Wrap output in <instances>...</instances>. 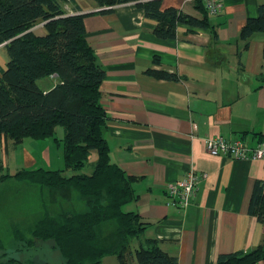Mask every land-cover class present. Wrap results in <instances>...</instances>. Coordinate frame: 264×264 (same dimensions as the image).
I'll return each mask as SVG.
<instances>
[{
	"label": "crops",
	"instance_id": "1",
	"mask_svg": "<svg viewBox=\"0 0 264 264\" xmlns=\"http://www.w3.org/2000/svg\"><path fill=\"white\" fill-rule=\"evenodd\" d=\"M221 1L220 15L210 17L216 40L211 28L189 25L178 26L176 39H159L157 22L135 4L102 14L93 0L62 3L66 16L85 15L87 41L106 72L101 103L111 160L136 178L138 198L124 210L137 213L147 224L145 237L179 264H214L223 254L264 248V221L249 214L254 185L264 183V162L213 157L205 145L216 137L243 139L251 147L264 140V33L240 39L264 0ZM162 4L203 18L195 0ZM33 31L43 35V23ZM4 46L0 76L8 63ZM150 70L178 80L155 78ZM57 83V76L39 82L45 91ZM58 133L62 140L64 130L58 127ZM20 145L0 138L2 170ZM45 150L49 163L53 154ZM25 161L20 169L33 168L28 153ZM191 171L206 175L193 203L185 209L168 205L167 187Z\"/></svg>",
	"mask_w": 264,
	"mask_h": 264
},
{
	"label": "trees",
	"instance_id": "2",
	"mask_svg": "<svg viewBox=\"0 0 264 264\" xmlns=\"http://www.w3.org/2000/svg\"><path fill=\"white\" fill-rule=\"evenodd\" d=\"M76 1L0 0V46L5 44L8 55L0 76V138L15 144L53 138L62 146L64 160V170L56 171L21 169L11 175L0 167V184L13 178L38 188L42 214L33 226V238L53 242L64 264H103L107 257H116L119 264H132V258L136 264H179L156 240L145 237L147 224L137 213L124 210L138 198L136 178L112 163L105 138L108 115L101 103L106 72L87 41L85 15L66 16L62 7V3ZM93 1L102 14H111L115 6L135 4L146 18L157 22L154 34L163 40L176 39L179 25L211 28L204 0H195L202 19L176 8H163L162 0ZM259 12L257 19H249L242 28L241 40L264 33V4ZM40 23L43 35L33 31ZM216 38L212 29V40ZM149 74L178 80L167 72L150 70ZM52 76H57L58 83L43 90L39 82ZM58 127L64 130L62 140L56 136ZM95 152L98 158L92 162ZM87 167L92 169L90 174L83 173ZM68 171L74 174L68 176ZM249 214L264 221L263 182L254 185ZM261 261L262 247L220 255L214 264ZM0 264L36 263L8 258L0 259Z\"/></svg>",
	"mask_w": 264,
	"mask_h": 264
},
{
	"label": "rangeland",
	"instance_id": "3",
	"mask_svg": "<svg viewBox=\"0 0 264 264\" xmlns=\"http://www.w3.org/2000/svg\"><path fill=\"white\" fill-rule=\"evenodd\" d=\"M56 136L59 137V133ZM53 140L38 142L25 139L20 148L9 156L8 169L2 172L15 174L23 166L27 167L25 166L27 153L34 160L30 166L33 168L27 169L64 170L62 146L58 147ZM31 145L35 148L30 149ZM48 148L51 149L50 156L53 154L49 163L45 153V149ZM94 156L97 157V154H93L92 162L96 160ZM5 158L7 159V156ZM91 172V167L83 171L87 174ZM69 174L72 175L73 172L68 171L67 175ZM41 214L40 193L37 187L26 182H18L13 178L0 184V241L4 247L0 251V259L14 258L22 263L64 264V259L53 242L33 238V226ZM18 236L21 240L17 239ZM136 246L137 243H134L133 248ZM131 261L132 264H136L134 258ZM103 264H119V261L116 257H107L103 260Z\"/></svg>",
	"mask_w": 264,
	"mask_h": 264
},
{
	"label": "built area",
	"instance_id": "4",
	"mask_svg": "<svg viewBox=\"0 0 264 264\" xmlns=\"http://www.w3.org/2000/svg\"><path fill=\"white\" fill-rule=\"evenodd\" d=\"M192 2L194 0H186ZM205 7L210 17H217L223 9L221 0H204ZM207 152L213 157H229L234 160H253L264 162V140L251 147L243 139L228 140L224 137L207 138L205 140ZM206 175L196 174L191 171L186 178L170 184L167 195L171 199L168 205L185 209L190 206L199 190L202 180Z\"/></svg>",
	"mask_w": 264,
	"mask_h": 264
}]
</instances>
